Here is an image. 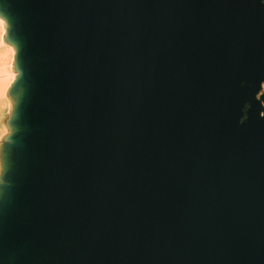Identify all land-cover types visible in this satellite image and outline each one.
I'll list each match as a JSON object with an SVG mask.
<instances>
[{
  "label": "water",
  "instance_id": "1",
  "mask_svg": "<svg viewBox=\"0 0 264 264\" xmlns=\"http://www.w3.org/2000/svg\"><path fill=\"white\" fill-rule=\"evenodd\" d=\"M0 12V264H264V0Z\"/></svg>",
  "mask_w": 264,
  "mask_h": 264
},
{
  "label": "bare ground",
  "instance_id": "2",
  "mask_svg": "<svg viewBox=\"0 0 264 264\" xmlns=\"http://www.w3.org/2000/svg\"><path fill=\"white\" fill-rule=\"evenodd\" d=\"M0 35L3 39L7 40L9 23L7 17L0 12ZM10 44V56L12 57V65L6 68H0V98L3 99V109L7 108L12 111L16 103L15 98L11 94V88L18 76V69L16 67V54H17V44L15 42L9 41ZM3 117V116H2ZM1 120V116H0ZM9 132L10 127L8 125L2 126L0 124V135L1 132Z\"/></svg>",
  "mask_w": 264,
  "mask_h": 264
},
{
  "label": "rangeland",
  "instance_id": "3",
  "mask_svg": "<svg viewBox=\"0 0 264 264\" xmlns=\"http://www.w3.org/2000/svg\"><path fill=\"white\" fill-rule=\"evenodd\" d=\"M10 44L9 41L5 40L2 38V36L0 35V68H6V67H10L12 65V57L10 56ZM4 112H7L6 117L10 114V111L7 108L3 109V99L0 98V116L4 114ZM1 121L0 120V124H2V126H6V121ZM9 132H1L0 135V143L2 142V140L5 138V136L8 134ZM2 164V159H1V145H0V167Z\"/></svg>",
  "mask_w": 264,
  "mask_h": 264
},
{
  "label": "crops",
  "instance_id": "4",
  "mask_svg": "<svg viewBox=\"0 0 264 264\" xmlns=\"http://www.w3.org/2000/svg\"><path fill=\"white\" fill-rule=\"evenodd\" d=\"M6 114H7V112H4V114L1 115V121H4ZM2 116H3V117H2Z\"/></svg>",
  "mask_w": 264,
  "mask_h": 264
},
{
  "label": "clouds",
  "instance_id": "5",
  "mask_svg": "<svg viewBox=\"0 0 264 264\" xmlns=\"http://www.w3.org/2000/svg\"><path fill=\"white\" fill-rule=\"evenodd\" d=\"M0 23H2V20H0Z\"/></svg>",
  "mask_w": 264,
  "mask_h": 264
}]
</instances>
